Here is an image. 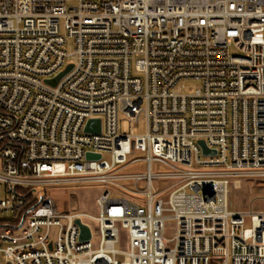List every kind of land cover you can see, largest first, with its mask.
<instances>
[{
	"label": "built area",
	"instance_id": "obj_1",
	"mask_svg": "<svg viewBox=\"0 0 264 264\" xmlns=\"http://www.w3.org/2000/svg\"><path fill=\"white\" fill-rule=\"evenodd\" d=\"M245 179L264 180V0H0V264H264V209L231 208ZM83 184L98 216L40 190Z\"/></svg>",
	"mask_w": 264,
	"mask_h": 264
},
{
	"label": "rangeland",
	"instance_id": "obj_2",
	"mask_svg": "<svg viewBox=\"0 0 264 264\" xmlns=\"http://www.w3.org/2000/svg\"><path fill=\"white\" fill-rule=\"evenodd\" d=\"M67 49L70 53L75 51V45L72 40L69 41ZM234 51V50H233ZM75 57V56H72ZM197 84L192 82L190 86L194 88ZM145 121L133 122L131 128L134 134H142L145 132ZM124 128H130L128 122H124ZM144 153L140 151H133L129 156L130 160L143 157ZM155 170L164 171L163 166L155 163L153 164ZM131 169L145 171L146 165L143 162H136ZM168 182H154V187L156 189L166 187ZM161 185V187H159ZM264 186V180L262 179H245L242 186L238 189L233 188L230 194V203L232 209H242V210H254L264 209V198L259 196L262 195V188ZM40 190L46 195L51 196L56 203L60 206L61 210L64 211H81L89 213L94 216L99 215V209L96 204V197L101 192L102 186L99 185H65V186H50L46 188H40ZM258 197V198H257ZM253 201V202H252ZM10 215L0 216V219H8ZM166 232L167 238H172L174 236V222L168 220L166 222ZM93 227L95 225L92 224ZM247 226H250L248 223ZM122 236V248H128V231L127 229L121 228Z\"/></svg>",
	"mask_w": 264,
	"mask_h": 264
},
{
	"label": "water",
	"instance_id": "obj_3",
	"mask_svg": "<svg viewBox=\"0 0 264 264\" xmlns=\"http://www.w3.org/2000/svg\"><path fill=\"white\" fill-rule=\"evenodd\" d=\"M73 64H70L63 72H61L56 78L51 79V80H47V82L56 85L72 68H73ZM102 129V122L101 119H92L90 120V122L88 123L87 126V131L90 132H96V133H100ZM200 143L203 145L204 150L206 153L210 152V150L207 148L205 142L202 140L200 141ZM89 156L92 157L93 154L89 153ZM98 157H100V155H98ZM24 222V219L22 220L20 226L22 225V223ZM77 222L80 224V220H77ZM82 227V239H89L91 237V231L90 228L86 225H81Z\"/></svg>",
	"mask_w": 264,
	"mask_h": 264
}]
</instances>
